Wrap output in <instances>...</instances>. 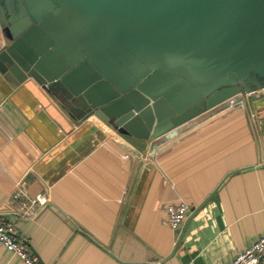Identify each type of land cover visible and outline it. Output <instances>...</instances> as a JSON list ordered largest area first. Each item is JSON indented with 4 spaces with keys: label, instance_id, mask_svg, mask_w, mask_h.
I'll return each instance as SVG.
<instances>
[{
    "label": "crops",
    "instance_id": "obj_1",
    "mask_svg": "<svg viewBox=\"0 0 264 264\" xmlns=\"http://www.w3.org/2000/svg\"><path fill=\"white\" fill-rule=\"evenodd\" d=\"M12 15L0 0V48L1 19ZM259 91L137 152L94 116L62 133L68 119L0 77V214L24 177L29 195L49 197L36 217L15 222L42 264H224L264 233ZM178 201L189 211L173 230L164 206ZM0 264L25 263L0 247Z\"/></svg>",
    "mask_w": 264,
    "mask_h": 264
},
{
    "label": "water",
    "instance_id": "obj_2",
    "mask_svg": "<svg viewBox=\"0 0 264 264\" xmlns=\"http://www.w3.org/2000/svg\"><path fill=\"white\" fill-rule=\"evenodd\" d=\"M7 2L0 77L68 119L62 133L94 116L143 152L264 90V0Z\"/></svg>",
    "mask_w": 264,
    "mask_h": 264
},
{
    "label": "built area",
    "instance_id": "obj_3",
    "mask_svg": "<svg viewBox=\"0 0 264 264\" xmlns=\"http://www.w3.org/2000/svg\"><path fill=\"white\" fill-rule=\"evenodd\" d=\"M48 202L49 197L46 194L29 195L26 191V179L22 177L9 197L8 215L0 214V247L18 256L25 264L42 263L38 255L32 251L28 240L18 233L15 222L36 217ZM164 210L165 224L177 230L189 211V205L184 201H178L166 204ZM224 264H264V233L237 251L233 258Z\"/></svg>",
    "mask_w": 264,
    "mask_h": 264
}]
</instances>
